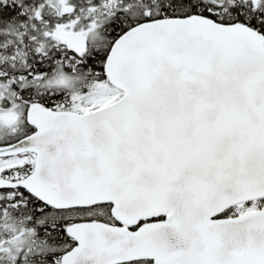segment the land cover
Instances as JSON below:
<instances>
[{"label": "snow or ice", "instance_id": "6c2138e0", "mask_svg": "<svg viewBox=\"0 0 264 264\" xmlns=\"http://www.w3.org/2000/svg\"><path fill=\"white\" fill-rule=\"evenodd\" d=\"M0 264H264V0H0Z\"/></svg>", "mask_w": 264, "mask_h": 264}]
</instances>
